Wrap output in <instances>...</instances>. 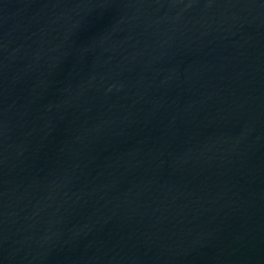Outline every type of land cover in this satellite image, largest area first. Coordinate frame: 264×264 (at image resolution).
I'll list each match as a JSON object with an SVG mask.
<instances>
[{
    "label": "water",
    "instance_id": "water-1",
    "mask_svg": "<svg viewBox=\"0 0 264 264\" xmlns=\"http://www.w3.org/2000/svg\"><path fill=\"white\" fill-rule=\"evenodd\" d=\"M0 264H264V0H0Z\"/></svg>",
    "mask_w": 264,
    "mask_h": 264
}]
</instances>
